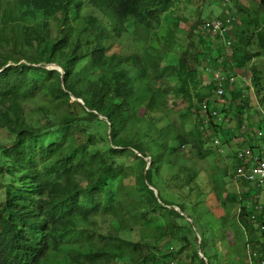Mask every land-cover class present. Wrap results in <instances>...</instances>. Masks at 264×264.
<instances>
[{
  "label": "trees",
  "instance_id": "16d2710c",
  "mask_svg": "<svg viewBox=\"0 0 264 264\" xmlns=\"http://www.w3.org/2000/svg\"><path fill=\"white\" fill-rule=\"evenodd\" d=\"M180 1L0 0V264H208L194 223L206 197L194 159L220 158L214 139L232 146L238 136L240 146L260 147L254 128L240 129L248 88L235 80L214 96L206 69L250 71L256 89L264 0H231L236 16H221L233 17L232 57L221 36L198 32L209 19L174 38ZM131 33L145 44L141 53L110 52ZM173 94L184 104L176 112ZM211 106L237 122L217 121ZM226 171L215 166L207 175L224 211L217 216L207 206L211 236L228 264H260L264 205L257 196L248 201L250 189L228 190L234 175ZM184 192L193 204L181 200Z\"/></svg>",
  "mask_w": 264,
  "mask_h": 264
},
{
  "label": "rangeland",
  "instance_id": "374dc122",
  "mask_svg": "<svg viewBox=\"0 0 264 264\" xmlns=\"http://www.w3.org/2000/svg\"><path fill=\"white\" fill-rule=\"evenodd\" d=\"M240 1L247 2L248 0H240ZM175 3L177 4V0H175ZM233 7L234 5H233V2H231V0H228L227 2H225V0H199L197 4L191 3L187 0H181L180 4L175 8L174 15H173L175 20L176 21L178 20V27L176 29L174 38L177 40H183L185 38L184 35L187 34L188 26H190L193 22H196L199 19V17L204 18V19L213 20L216 18H223L221 16H223L224 13H225V16H226V13L228 15V12L230 13V15L234 16L235 13L233 11L234 9ZM231 8H232V11H231ZM237 23H238V20H237ZM229 30L223 33L224 38H227L230 36ZM198 32L200 33L199 29H198ZM116 43H117V46L111 49L110 52L114 51V52H122V53H127V54L141 53L145 45L142 42V40L134 33L122 35L119 39L116 40ZM232 62H234V60L230 58L228 63H232ZM255 65H257L259 69L262 71V76H261V80L258 83L256 89L254 88V92L249 93L247 97L248 109L246 110L248 112L249 117H248V123H246L245 125L246 127L248 125L251 126V128L249 127L247 128V132L250 134L252 133L251 129L253 130V128H255V123L257 122L256 120L257 113L254 107L259 106L264 110V61H260V62L257 61L255 62ZM244 72H248V71L246 70ZM116 73L117 72L115 71L114 75ZM239 73L241 74L242 70H240ZM204 78H206V76H204ZM236 83H237V86L244 85L241 78H238V77L236 78ZM171 85L177 86L174 81L171 82ZM169 106L172 108L174 112H176L180 110L184 106V104L181 101V98H178L175 94H173L169 97ZM173 118H174V115H173ZM231 118L233 119V116H231ZM224 120H225V123L229 124L228 126H230V128H232V125L235 124V122H237V120H234L233 123L231 122L229 123L228 121L230 120V118H225ZM225 137H227V135H225ZM255 139L257 140L259 147H260V149L255 150V151L256 153H260L261 150H264V136H259V137L256 136ZM241 141H242V138L237 136L235 139H233L231 143L232 146H234V149L231 148L232 147L231 145H227V146L223 145L221 147L222 149L221 152H220L221 149L217 148V152L218 154H220V158L219 157L215 158L214 156H212V157H207L204 160L194 159L196 163V167L200 169L201 176L204 178L203 180L201 179L200 181H198L199 185L200 183L202 184L201 186L202 189L201 187L200 189L202 193L206 194L201 213L200 214L196 213V215H194V218H195L194 223L198 231L202 235L203 251H204L206 258L209 261L208 264H228L227 263L228 261H226L225 258L223 257V253L225 252L223 245L221 244V242H219L218 239H213L211 236V232L212 230H214L215 224L213 222L215 221L214 220L215 218L211 217L208 214L214 213L217 216H221L223 215V212H224L222 207L217 206L215 196L210 191L208 176L209 177L211 176L210 174L212 173V167L217 166V167H222L223 169L225 167L227 168V171H226L227 173L234 175V179L230 181V184H227L228 190L230 191L234 190L238 195H240L244 191L250 189L249 190L250 198L248 201L253 202L255 200L254 197L255 198L258 197L257 201H259V203H257V205H264V188L259 187L256 183H250V185L248 186L246 185L243 186L241 182H239V179L235 176V173H233L234 170L236 172L237 163L235 160L231 159V153L235 151L236 149L235 146L240 144ZM245 146L246 145H242L239 148L241 149V148H244ZM189 147L190 146H188L187 148ZM184 150L186 153L191 155V151H188L187 149H184ZM213 151L216 152L215 150ZM164 177L168 178V176L165 174H164ZM251 196L252 197L254 196V197L251 198ZM181 200L186 201V202H191V204H193L195 202V196L193 195L192 197H188L187 194L184 192L181 196ZM207 206L210 208L211 210L210 212L208 211ZM197 216L199 217V220H197L198 219ZM194 223L192 222L193 225ZM198 236L200 239L199 234ZM195 237H196V234H195ZM226 238H227L228 244L231 245L232 244L231 235L227 234ZM261 238L264 241V236ZM171 245L172 244H170V242L169 243L166 242L162 246L164 248L173 247ZM169 262L174 263L175 261H169Z\"/></svg>",
  "mask_w": 264,
  "mask_h": 264
},
{
  "label": "built area",
  "instance_id": "2783aa9c",
  "mask_svg": "<svg viewBox=\"0 0 264 264\" xmlns=\"http://www.w3.org/2000/svg\"><path fill=\"white\" fill-rule=\"evenodd\" d=\"M228 0H225L227 2ZM233 17H225L216 18L213 20H206L203 21L199 29L204 34H210L211 36L219 35L222 38L223 44H225L227 49V56L230 57L232 55L231 41L223 37V33L230 29L231 21ZM232 57V56H231ZM230 59V58H229ZM233 65V63H232ZM226 70V71H225ZM217 69L212 71L210 68L206 69L208 75L211 76L212 84L214 85L213 95L217 97H223L225 94V84L228 85L229 90H233L234 83L236 78H241L244 83V87L248 88L247 93L254 92V86L252 83V73L250 71L244 72L243 69L232 68L230 69ZM242 70L240 74L239 71ZM242 98H246L245 95H242ZM218 105V104H217ZM220 106V105H219ZM208 105L203 102L202 103V112H206L208 109ZM256 111H259L260 115L258 121L255 123L254 133L255 136H264V110L257 106ZM207 114H212L213 116L217 117V121H224L220 115L217 114L216 110H214V106H211L208 110ZM204 115L203 123L204 125L208 124V120L206 119V115ZM241 131L247 130L245 124H242L240 127ZM214 145L218 146L221 149V144L218 139H214ZM222 149L220 150V152ZM236 172L235 176L237 178L244 179L249 183H256L259 187L264 188V150H261L260 153H256L252 151L249 147L238 148L236 149ZM260 209V206L257 207ZM264 229V226L261 227ZM170 264H173L171 262ZM260 264H264V256L260 260Z\"/></svg>",
  "mask_w": 264,
  "mask_h": 264
},
{
  "label": "water",
  "instance_id": "95a60500",
  "mask_svg": "<svg viewBox=\"0 0 264 264\" xmlns=\"http://www.w3.org/2000/svg\"><path fill=\"white\" fill-rule=\"evenodd\" d=\"M47 68L57 69L61 74L63 73V70H62L60 67H57V66L54 65V64H49V65H47ZM72 99H73V100H76V101H78V102H80V103H82V101H81L80 99H76V98H74V97H72ZM149 164H150V163L147 164V167L149 166ZM150 188L153 190L154 195H155L156 197H158V191H157L156 189L152 188V187H150ZM173 209H174L175 211H177V212H180L179 209H178L177 207H174ZM180 214L183 215V213H180ZM187 220H188L190 223L192 222L191 218H187ZM193 230L195 231L196 239H197V243H198V245H199V243H200L199 236H198V234L196 233L195 228H193ZM198 255H199L200 258L203 259L204 262H206V258H205L203 252L201 251V249H200L199 247H198Z\"/></svg>",
  "mask_w": 264,
  "mask_h": 264
},
{
  "label": "crops",
  "instance_id": "0c3cea01",
  "mask_svg": "<svg viewBox=\"0 0 264 264\" xmlns=\"http://www.w3.org/2000/svg\"><path fill=\"white\" fill-rule=\"evenodd\" d=\"M231 143H232V142H231ZM241 144H242V143H240V144L236 145V146H235V148H236L237 146H240Z\"/></svg>",
  "mask_w": 264,
  "mask_h": 264
}]
</instances>
